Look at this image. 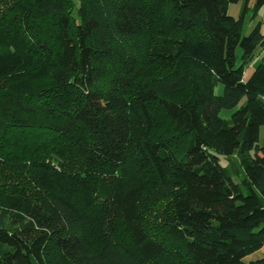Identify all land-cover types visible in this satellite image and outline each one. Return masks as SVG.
Listing matches in <instances>:
<instances>
[{"label": "trees", "instance_id": "trees-1", "mask_svg": "<svg viewBox=\"0 0 264 264\" xmlns=\"http://www.w3.org/2000/svg\"><path fill=\"white\" fill-rule=\"evenodd\" d=\"M262 6L0 0V264H264Z\"/></svg>", "mask_w": 264, "mask_h": 264}, {"label": "rangeland", "instance_id": "rangeland-1", "mask_svg": "<svg viewBox=\"0 0 264 264\" xmlns=\"http://www.w3.org/2000/svg\"><path fill=\"white\" fill-rule=\"evenodd\" d=\"M254 0H249V4H252ZM239 9H240V2H237V3H230L228 5V13L230 15H233V16H237L238 12H239ZM249 14H251V11L249 12ZM257 18H261L262 17V24L263 26L261 27V30H264V6H262L258 11H257ZM249 19L247 18L246 21H245V24H244V30H243V33L244 34H247L249 32ZM239 51V49H238ZM239 53V52H238ZM220 90V89H219ZM218 90V92H219ZM233 110H221L220 111V114L219 116L223 119H229L230 118V114ZM236 161L238 162V159L237 158H234L232 156H230L229 158H225L224 156H221L219 155V162L224 165V166H227V164L230 162V161ZM229 172H230V175L233 179V181L235 182H239L241 179H242V170L239 168V170L237 172H235L232 167L228 166L227 167Z\"/></svg>", "mask_w": 264, "mask_h": 264}, {"label": "crops", "instance_id": "crops-1", "mask_svg": "<svg viewBox=\"0 0 264 264\" xmlns=\"http://www.w3.org/2000/svg\"><path fill=\"white\" fill-rule=\"evenodd\" d=\"M256 21H259L260 22V28L263 26L262 24V17L261 18H257V14L255 15V17L253 19H251L248 23L249 27L251 28V26L256 22ZM249 28V29H250ZM262 32H264V30H261ZM264 54V50H262L259 55L257 56V58L261 57L262 55ZM253 71V68L252 66H248L246 68V70L244 71V79H246L250 74L251 72ZM261 252H262V249H259L255 252H253L252 254H250L247 258H255V257H258L261 255Z\"/></svg>", "mask_w": 264, "mask_h": 264}]
</instances>
